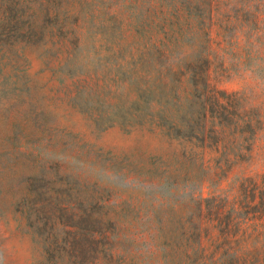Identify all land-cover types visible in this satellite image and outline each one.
<instances>
[{"label":"rangeland","instance_id":"1","mask_svg":"<svg viewBox=\"0 0 264 264\" xmlns=\"http://www.w3.org/2000/svg\"><path fill=\"white\" fill-rule=\"evenodd\" d=\"M7 1L14 8L0 10V264H78L83 180L95 183L94 210L134 225L112 244L119 264H264V0L251 8L220 0L210 29L209 85L234 92L228 101L259 121L251 152L229 166L220 157L228 139L200 146L126 118L133 92L120 54L145 44L146 34L166 40L177 29L166 0H63L78 35L74 54L60 21L33 12L39 0ZM33 17L47 25L37 44L22 34ZM110 28L121 36L104 32ZM79 89L91 103L76 99ZM191 150L198 156L188 164ZM125 158L131 163L121 170ZM59 187L72 195L54 230L42 228L35 192ZM122 200L129 209L113 206ZM157 219L161 234L146 235Z\"/></svg>","mask_w":264,"mask_h":264},{"label":"trees","instance_id":"2","mask_svg":"<svg viewBox=\"0 0 264 264\" xmlns=\"http://www.w3.org/2000/svg\"><path fill=\"white\" fill-rule=\"evenodd\" d=\"M62 1H35L37 5L33 12L41 8L47 20L52 19L55 22L53 26L60 21V28H65L66 34H70L74 54L79 48L78 35L67 24L68 10L62 6ZM166 1L174 11L177 29L166 34V40L155 41L146 34L144 35L147 40L145 44L131 48L128 51V57L120 54L122 59L128 60L127 67H123L122 63H117L118 69L128 77L133 92L132 97L127 100L128 115L126 118L130 122L137 119L138 122H147L149 125L154 123L169 137L183 138L200 146H213L221 142V139H228L230 145L221 146L223 150L220 152V157L223 154L222 160L229 166L232 162L244 158L247 151L251 152L259 121L252 117L250 108L247 110L245 107H238L235 103L228 101L229 96L235 95L234 92L227 93L224 90H217L208 82L210 29L214 11L220 7L222 2L220 0ZM245 1L235 0V3L241 2L240 5L243 7L251 8L254 1V7H257V0ZM13 8L7 0L6 2L0 0L2 12L9 14ZM104 32L121 36V33L112 28ZM22 34L33 39L37 44L47 34V25L45 22L37 24L33 17ZM185 42L190 45L187 47ZM178 49L181 50V54L175 55ZM69 58L67 64H70L73 56ZM183 81L188 86H182ZM218 94L227 98V101H220ZM75 97L87 103L92 102L86 96L83 97L81 89L77 91ZM97 108H102V106L97 105ZM243 143L245 145L239 149ZM226 148L228 152L225 151ZM196 156L198 152L191 150L184 158L188 164H191ZM119 163L123 165H118V168L128 170L127 166L131 162L125 158ZM78 185L77 190L81 193L82 203L75 239V242L78 240L81 246V257L78 264H119V259L123 254L117 251L112 244L118 242L122 236L125 237L124 232H128L129 226L134 225L131 221H124L117 213L107 217L103 216V207L98 206L94 210L93 207L97 204L93 197L96 187L94 182L83 180ZM70 189V187H59L48 194L42 191L35 192L34 221L39 222L40 220L42 228L54 230L59 213L64 206V198L72 195ZM201 200L207 201L208 199ZM117 205L121 207L120 211L129 209V203L126 200L115 202L113 206ZM44 210L46 214L44 212L42 220L39 215ZM152 212L153 215L156 214L155 211ZM104 225L107 226L105 229L102 228ZM147 228L146 235L161 234L164 222L157 219ZM49 234L52 241L56 242L57 234ZM90 243L93 244L92 250L87 248Z\"/></svg>","mask_w":264,"mask_h":264}]
</instances>
